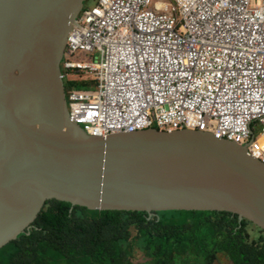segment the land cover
<instances>
[{
	"label": "water",
	"instance_id": "water-1",
	"mask_svg": "<svg viewBox=\"0 0 264 264\" xmlns=\"http://www.w3.org/2000/svg\"><path fill=\"white\" fill-rule=\"evenodd\" d=\"M86 0H0V248L48 201L88 211L228 212L264 230V164L212 134L89 136L68 116L60 61Z\"/></svg>",
	"mask_w": 264,
	"mask_h": 264
},
{
	"label": "built area",
	"instance_id": "built-area-1",
	"mask_svg": "<svg viewBox=\"0 0 264 264\" xmlns=\"http://www.w3.org/2000/svg\"><path fill=\"white\" fill-rule=\"evenodd\" d=\"M76 53L91 62H72ZM69 119L89 136L212 134L264 164V0H95L67 34Z\"/></svg>",
	"mask_w": 264,
	"mask_h": 264
},
{
	"label": "trees",
	"instance_id": "trees-1",
	"mask_svg": "<svg viewBox=\"0 0 264 264\" xmlns=\"http://www.w3.org/2000/svg\"><path fill=\"white\" fill-rule=\"evenodd\" d=\"M63 86L65 91L66 82ZM223 259L264 264V230L228 212L150 216L48 201L29 231L0 248V264H221Z\"/></svg>",
	"mask_w": 264,
	"mask_h": 264
},
{
	"label": "rangeland",
	"instance_id": "rangeland-1",
	"mask_svg": "<svg viewBox=\"0 0 264 264\" xmlns=\"http://www.w3.org/2000/svg\"><path fill=\"white\" fill-rule=\"evenodd\" d=\"M95 0H86L84 2L83 7H89L94 4ZM72 62H91L92 59L90 57V54H85V53H76L74 54L73 57L70 58ZM90 77L88 78L87 75H83V78L79 77L78 75L74 74L73 72H70L66 75V87H72L76 91H81L79 86L88 87L90 85ZM83 88V89H84ZM67 90V89H66ZM66 90L64 92H66ZM138 259L139 260H145L141 253L138 254ZM221 264H232L231 261L223 259Z\"/></svg>",
	"mask_w": 264,
	"mask_h": 264
},
{
	"label": "clouds",
	"instance_id": "clouds-1",
	"mask_svg": "<svg viewBox=\"0 0 264 264\" xmlns=\"http://www.w3.org/2000/svg\"><path fill=\"white\" fill-rule=\"evenodd\" d=\"M237 145V144H236ZM139 261H143V260H139Z\"/></svg>",
	"mask_w": 264,
	"mask_h": 264
}]
</instances>
